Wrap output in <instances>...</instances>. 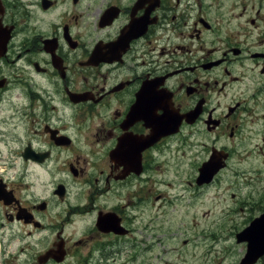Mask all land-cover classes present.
Listing matches in <instances>:
<instances>
[{
  "label": "flooded vegetation",
  "instance_id": "obj_1",
  "mask_svg": "<svg viewBox=\"0 0 264 264\" xmlns=\"http://www.w3.org/2000/svg\"><path fill=\"white\" fill-rule=\"evenodd\" d=\"M224 175L234 245L190 264L264 216V0H0V264H125L166 188Z\"/></svg>",
  "mask_w": 264,
  "mask_h": 264
},
{
  "label": "rangeland",
  "instance_id": "obj_2",
  "mask_svg": "<svg viewBox=\"0 0 264 264\" xmlns=\"http://www.w3.org/2000/svg\"><path fill=\"white\" fill-rule=\"evenodd\" d=\"M173 161L176 162V159L174 158ZM223 177L224 181L222 186L212 187L202 195H200V189L192 185H187L185 187L182 185H171V187L166 188L167 193H165L162 200L156 203V205L161 204L175 213L178 212L177 216L168 217L162 224L163 227L159 230L154 231L147 228L145 231H138L139 233L135 236L137 240H135V243L129 248V254L131 255L130 260L127 262L124 261L125 264H184L182 260L186 259V257L188 258L186 264H190L195 262L194 260L197 257L202 256L203 251L205 253L207 249L205 246L202 247L196 244V242H192L197 239L199 242L203 243V237L208 233L210 234L209 238L213 239L218 251L221 253L223 251L219 250L220 246L222 248L227 247L229 245L228 241L232 242L234 245L235 240L233 232L236 229L239 219L224 217L223 207L225 202L223 199L226 197L227 199L229 198L230 191L234 190L232 187L233 182L240 183V179L237 176H231L232 180L228 181L227 175ZM224 187L226 189H224ZM153 188L154 191H157L158 184ZM184 188L187 189V192ZM177 196L178 201H176V203H172L171 206L166 205L168 199H177ZM192 197H194L197 202L202 198V203L196 204V206L193 204L188 205ZM188 209L205 211V214H193L195 217L183 218V216H185L184 212H187L186 210ZM208 210L209 212H207ZM223 220L224 228L222 226ZM193 221L194 224L198 223V226L190 225ZM159 224L161 223L156 225ZM219 231H225L224 238L228 241H223L220 244L223 234L214 235L213 238V233H219ZM192 238L193 240L191 241ZM131 240L134 241L133 238H131ZM183 240H186V243L189 242L190 244L188 251L187 247L185 248L182 246L184 245ZM149 243L152 245L150 246ZM182 249L187 251V253H184ZM142 250H145V257H141ZM132 256H134V258ZM177 261L178 263H175ZM225 263L228 264L226 261Z\"/></svg>",
  "mask_w": 264,
  "mask_h": 264
},
{
  "label": "water",
  "instance_id": "obj_3",
  "mask_svg": "<svg viewBox=\"0 0 264 264\" xmlns=\"http://www.w3.org/2000/svg\"><path fill=\"white\" fill-rule=\"evenodd\" d=\"M210 164L211 163H208L201 168L200 182L209 181L211 179L212 175L214 174V172H216V170L219 169L218 166H216L215 168L210 167ZM249 232H250V230L248 229V230H245L243 233H249ZM241 236L244 238L246 235L241 234ZM250 242H251V246H249V251H248L247 256L244 259L243 264H249L250 263V260H252L251 258L253 256L255 248H256V245L252 241H250Z\"/></svg>",
  "mask_w": 264,
  "mask_h": 264
},
{
  "label": "bare ground",
  "instance_id": "obj_4",
  "mask_svg": "<svg viewBox=\"0 0 264 264\" xmlns=\"http://www.w3.org/2000/svg\"><path fill=\"white\" fill-rule=\"evenodd\" d=\"M138 254V253H137ZM142 254V253H141ZM134 261V260H133Z\"/></svg>",
  "mask_w": 264,
  "mask_h": 264
}]
</instances>
